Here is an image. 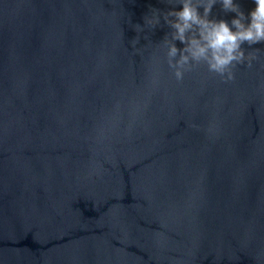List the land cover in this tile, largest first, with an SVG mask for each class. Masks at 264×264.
Masks as SVG:
<instances>
[{
  "label": "water",
  "instance_id": "obj_1",
  "mask_svg": "<svg viewBox=\"0 0 264 264\" xmlns=\"http://www.w3.org/2000/svg\"><path fill=\"white\" fill-rule=\"evenodd\" d=\"M180 6L0 0V264H264V41L170 63Z\"/></svg>",
  "mask_w": 264,
  "mask_h": 264
},
{
  "label": "clouds",
  "instance_id": "obj_2",
  "mask_svg": "<svg viewBox=\"0 0 264 264\" xmlns=\"http://www.w3.org/2000/svg\"><path fill=\"white\" fill-rule=\"evenodd\" d=\"M216 0H179L180 7L173 9L166 15L174 17L168 23L173 28L172 41L179 40L184 47L178 48L170 43L168 56L174 58L180 53L177 65L183 66L189 61L204 60L209 69L224 74L226 79L233 78L229 66L233 61L244 59V51L241 44L247 41L249 44L264 41V0H254V8L244 19V14L239 13L231 23L225 20L209 19L210 12ZM225 9L238 11L234 0H222ZM203 7V14L200 8ZM158 22V18L154 21ZM251 63L252 57L249 58ZM177 79L182 78L180 67L176 68Z\"/></svg>",
  "mask_w": 264,
  "mask_h": 264
}]
</instances>
